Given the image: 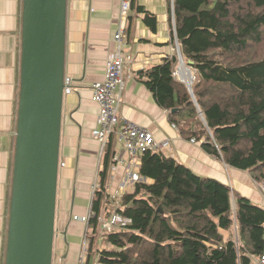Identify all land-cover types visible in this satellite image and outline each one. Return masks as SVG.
<instances>
[{"label": "trees", "instance_id": "obj_1", "mask_svg": "<svg viewBox=\"0 0 264 264\" xmlns=\"http://www.w3.org/2000/svg\"><path fill=\"white\" fill-rule=\"evenodd\" d=\"M133 8L156 30L155 14ZM170 11L172 35L193 62V90L174 74L177 55L143 72L146 86L184 138L264 186V0H173ZM112 152L110 141L92 206L94 228L111 202ZM140 175L119 198L117 212L130 221L106 234L110 247L99 250L98 264H253L264 252V207L228 183L158 150L142 155Z\"/></svg>", "mask_w": 264, "mask_h": 264}, {"label": "crops", "instance_id": "obj_2", "mask_svg": "<svg viewBox=\"0 0 264 264\" xmlns=\"http://www.w3.org/2000/svg\"><path fill=\"white\" fill-rule=\"evenodd\" d=\"M128 1L155 14L158 23L156 30H152L145 24L143 12L136 8L130 11L121 48L125 89L120 114L150 130L158 151L188 165L201 176L228 183L234 193L264 207V195L250 173L229 167L204 151L199 142L184 138L178 126L170 121L168 110L158 105L145 84L143 72L178 52L177 39L170 27L172 0ZM121 5L122 0H67L65 77L73 80L74 89L65 93L63 101L56 211L58 240L62 238L60 234L68 235L69 239L78 225L84 226L73 216L88 214L92 186L100 164L103 167L100 143L92 136L99 112V105L92 99V85L104 80L108 58L117 47L114 35ZM22 23L23 0H0V264H5L6 259L21 81ZM111 142L115 162L111 164L107 183L108 193L114 198L125 183L132 159L120 142L115 138ZM134 184H126V191H132ZM78 256L79 252H75L69 262L64 258V264H76Z\"/></svg>", "mask_w": 264, "mask_h": 264}, {"label": "water", "instance_id": "obj_3", "mask_svg": "<svg viewBox=\"0 0 264 264\" xmlns=\"http://www.w3.org/2000/svg\"><path fill=\"white\" fill-rule=\"evenodd\" d=\"M66 20L67 0H23L21 81L5 264H52L54 259ZM178 52L184 63L179 45Z\"/></svg>", "mask_w": 264, "mask_h": 264}, {"label": "built area", "instance_id": "obj_4", "mask_svg": "<svg viewBox=\"0 0 264 264\" xmlns=\"http://www.w3.org/2000/svg\"><path fill=\"white\" fill-rule=\"evenodd\" d=\"M130 11V1L122 0L120 22L117 32L114 35L118 43L117 47L108 58L104 80L92 85V99L99 105L97 126L93 129L92 136L100 143L101 163L104 160L107 145L112 138H115V140L122 144L123 148L129 153L132 163L126 171L127 176L124 179L125 183L121 184V188L117 195H115L114 198H111L109 195L111 202L108 206L105 204L96 216L97 227L94 228L90 225V220L92 216H95L92 212L93 201L97 191L101 187L99 179L103 167L100 164L96 180L92 186V196L88 214L84 216H73L74 220H79L84 223L85 230L83 247L77 264H88L91 245L93 243L98 245L104 243L106 234L130 221L127 217L117 212L119 202L115 203V201H119V198L126 192V184H134L143 180V177L140 175L141 157L147 151H155L158 147V143L150 130L137 125L120 114V107L124 102L125 89V81L123 78L125 60L121 48ZM181 67L180 64L179 68L181 69ZM180 69L178 71L179 73ZM174 74L177 75L175 72ZM65 79L64 93H70L74 89V82L70 78ZM262 188L264 192V186ZM97 249L98 248H95L93 253V264H98ZM52 264H61V262L59 263L53 259ZM254 264H264V252L255 259Z\"/></svg>", "mask_w": 264, "mask_h": 264}, {"label": "rangeland", "instance_id": "obj_5", "mask_svg": "<svg viewBox=\"0 0 264 264\" xmlns=\"http://www.w3.org/2000/svg\"><path fill=\"white\" fill-rule=\"evenodd\" d=\"M177 45H179L178 41H177ZM175 55H177V57L179 59V52H177V54H175ZM180 64L184 68L189 69L188 72L190 71L189 72L190 77H191L190 79H188V78L184 79V77H182L181 74L178 72L180 69L179 68ZM174 72L177 74L175 76L178 77V79L180 81L184 82L186 84V86L188 87V89L191 90V92H192V90H193L192 85L194 84V81L196 79L195 70L192 67H190L189 64L185 60H184V63H182L179 59L178 66L176 67ZM259 187L261 188V191L264 195L263 188H262L263 185H261V186L259 185ZM116 202H119V201H115V203ZM84 234H85L84 226L81 228V225H78L76 227V229L73 231V235L70 236V238L67 239L66 242L64 239H62L60 242V239L58 240V238H56L54 260L59 262V263L61 262V264H64L66 262L64 258H66L67 261L69 262L71 260L72 256H74L75 252H79V256H80V251L82 250V247H83ZM67 237H68V235H67ZM71 241L73 243H71ZM104 246L106 248L110 247V245L107 244L105 239H104V243H102V244L98 245L96 243H93L91 245V248L93 249L92 252L95 250V248H98L97 252H99V250H103L105 248ZM76 255H77V253H76ZM79 256H78V259H79ZM78 259H77V262H78ZM77 262H76V264H77ZM254 263H255V261H254Z\"/></svg>", "mask_w": 264, "mask_h": 264}, {"label": "bare ground", "instance_id": "obj_6", "mask_svg": "<svg viewBox=\"0 0 264 264\" xmlns=\"http://www.w3.org/2000/svg\"><path fill=\"white\" fill-rule=\"evenodd\" d=\"M185 69V70H184ZM188 70L189 69H186V68H184L183 66L181 67V69H180V74L182 75V77H184V79H190L191 77H190V74H189V72H188Z\"/></svg>", "mask_w": 264, "mask_h": 264}, {"label": "flooded vegetation", "instance_id": "obj_7", "mask_svg": "<svg viewBox=\"0 0 264 264\" xmlns=\"http://www.w3.org/2000/svg\"><path fill=\"white\" fill-rule=\"evenodd\" d=\"M62 235H64V234H60V236L62 237V238H60V241H61L62 239H64L65 242H66V241H67V236H66V238H65V237H63Z\"/></svg>", "mask_w": 264, "mask_h": 264}]
</instances>
